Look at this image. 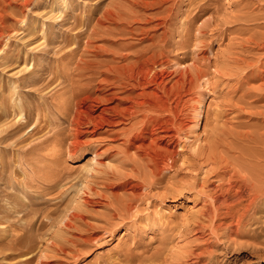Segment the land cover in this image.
Segmentation results:
<instances>
[{"label": "rangeland", "instance_id": "374dc122", "mask_svg": "<svg viewBox=\"0 0 264 264\" xmlns=\"http://www.w3.org/2000/svg\"><path fill=\"white\" fill-rule=\"evenodd\" d=\"M24 1L0 0V106L11 111L0 115V239L13 249L0 247V264H191L192 253L206 248L211 237L200 208L215 201L201 179L212 181L221 168L215 139L231 142V133L264 126V0H170L165 6L168 62L207 76L199 95L182 97L180 107L190 114L179 148L168 169L155 176L153 164L129 145L131 124L85 135L77 147L65 106L72 88L91 80L76 71L83 55L99 46L104 56L98 58L108 60L117 44L150 45L142 41L147 33L115 30V37L111 24L90 49L78 21L91 12L102 17L119 0H31L29 9ZM157 12L142 11L154 23L144 18L134 28L150 29ZM244 248L226 259L256 264Z\"/></svg>", "mask_w": 264, "mask_h": 264}, {"label": "bare ground", "instance_id": "6f19581e", "mask_svg": "<svg viewBox=\"0 0 264 264\" xmlns=\"http://www.w3.org/2000/svg\"><path fill=\"white\" fill-rule=\"evenodd\" d=\"M24 2L25 4L23 3V5H26L27 8L32 5L31 0ZM169 2L170 0H119L113 5H110L111 2L109 7H112L104 10L103 14L101 13L102 17L95 19L91 12L85 18L79 20L77 28H79L81 36L88 35V48H90L89 45L94 40L93 38L98 35V32H102L101 29L105 30V27H109L111 24L116 26L111 29L112 33L116 30L123 35L129 32L133 33V30H136V32L142 30L147 33L142 41L149 39L152 42L150 45H144L140 48L136 45L123 43L117 44L115 45L117 47L114 46L112 48L109 45L108 47L111 49L108 48L109 56H106L110 57L108 60L106 57V59H99V56H104L102 55L103 52H100L101 48L98 49L99 46L97 47L98 50L94 46L93 48L96 50L88 51L90 56H87L88 54L83 55L80 60L81 63H76V71L81 73L83 71L84 75L90 77V82L94 76L100 75L99 77L102 79L100 80L97 76L99 82H95L98 88L95 86L97 90H93L94 87L89 80L87 85H82L83 87L72 88L70 96H68L69 99L67 98L68 105H65L66 114L72 116L70 125L75 137L73 142L77 147L85 143L82 140L85 135L104 134L102 131H111L120 124H131L130 128L127 129L129 145L137 148L138 152L141 151L144 155L140 154L145 156V160L147 159L146 161L149 164H153L154 169L152 172L154 176L163 173L164 169L170 166V162H173L179 148L180 130L183 126L184 118H187L190 114L186 108L180 107L182 97L191 99L199 95L197 92L199 82L207 76L206 73L203 75L204 73L201 71L199 73V70H197L198 73L193 74L191 72V74L187 69L180 70L177 66H172L168 62L165 49L170 41L168 36L170 26H166L167 20L164 14L168 9L165 6ZM155 8H158L159 12L154 14L153 19L156 23L150 29L143 28L144 26L142 28H134V25L139 26L141 24V20L146 19L148 24L154 23L152 18H145V14L143 15L141 12L151 9L155 10ZM0 16L1 38L5 34L3 24L5 16ZM93 18L96 20L95 22ZM24 21L25 18H22V26L25 25ZM151 30L155 32L161 30L162 32L151 36L149 35ZM119 34L118 36H120ZM109 35L114 37L111 32ZM104 36L108 37V35ZM104 38L106 39V37ZM255 39L252 38L251 41ZM255 44L261 45L262 42L255 40ZM194 69L195 67L193 68L195 72ZM15 89L17 88L15 87ZM5 106L6 104H3V107L0 106V115L1 113H11L10 108L6 109ZM11 106L17 107L14 103ZM15 112L18 111L15 110ZM17 122L20 123L21 121L18 120ZM25 123L27 124V122H24L21 125H26ZM238 131L228 135L229 139L230 136L233 138L231 142L225 140L222 135V137H215L213 148L218 152L220 151L217 154L219 155L217 162L218 160L220 161L221 168H219V172L215 174V178L212 181L207 176L206 178L203 176L201 179L202 183L208 185L207 187L212 190L210 192L207 191L212 195L214 199L212 200L215 202L210 205L204 204L200 208L201 210L199 209L210 223L211 237L207 239L206 248L202 247L204 249L200 253H192L194 256L191 258V264H233L226 258L234 251L240 253L239 251L243 250L242 248L245 245L249 249V251L247 250V255L255 260L254 263L261 264L264 262V126L257 132L255 131V133L245 132V130L244 132ZM234 151L236 152L231 155ZM210 156L211 159H214L216 154ZM207 157L209 159V156ZM203 184L201 185L202 187L204 186ZM133 188L135 189V187L131 189ZM140 194L139 191L138 196ZM115 212L118 211L116 210ZM220 230L223 231V236L217 234ZM244 238L250 240L251 244H249V241L247 244L242 245L243 242L241 240ZM3 242L4 240L0 239L1 250L2 248L9 249L10 247H4L5 243ZM10 250L13 251L12 248ZM237 257H234V260H237Z\"/></svg>", "mask_w": 264, "mask_h": 264}]
</instances>
